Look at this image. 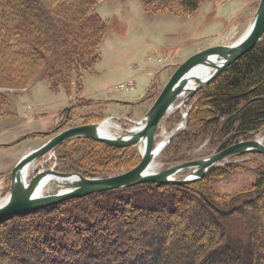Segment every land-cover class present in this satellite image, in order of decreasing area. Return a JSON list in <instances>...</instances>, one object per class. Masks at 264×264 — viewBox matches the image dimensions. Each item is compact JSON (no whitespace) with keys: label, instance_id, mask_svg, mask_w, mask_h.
<instances>
[{"label":"rangeland","instance_id":"obj_1","mask_svg":"<svg viewBox=\"0 0 264 264\" xmlns=\"http://www.w3.org/2000/svg\"><path fill=\"white\" fill-rule=\"evenodd\" d=\"M178 1L97 0L94 10L105 24L104 34L89 60L87 55L83 61L72 57L69 64L66 61L57 70L51 63L41 61L16 86L7 81L0 83V204L9 195L12 170L24 155L58 133L81 125L109 119V130L114 136L131 130L143 120L180 64L203 50L229 47L247 29L260 3L201 0L196 11L176 13ZM263 37L264 33L256 44ZM46 51L47 56H52L50 49ZM208 84L189 99H185L187 92H182L160 121L153 147L166 141L167 144L152 157L154 172L207 158L244 140L264 144V127L251 138H242L227 147L222 146L225 139L219 134L208 131L210 128L201 129L203 118L212 120L204 114L207 108L202 99ZM140 149L139 144L126 148L110 146L90 135L72 137L35 159L28 166L26 178L48 169H74L87 178L111 177L136 167ZM262 166L264 154L232 155L217 166L222 175H206L186 189L163 190L141 183L144 185L138 184L129 193L118 189L92 193L66 199L72 201L64 204L65 200L60 201L56 204L61 206L50 212H28L22 219L11 216L0 222V264H32L21 263L20 249L37 242L44 244L41 249L46 250L45 255L62 257L60 264H75L77 254L91 250L86 247L92 244L91 239L101 242L103 248L113 238L117 242L109 246L114 256L110 255L108 264H153L158 255L162 258L169 254L176 260L182 251L187 264H230L227 258H212L215 247L222 244L219 238L223 237L224 223L217 224L218 213L225 214L229 209L228 204L225 206L217 199L236 195L242 199L256 198L248 191L261 178ZM188 172L183 170L173 179H183ZM57 190L62 189L50 180L42 196H51ZM204 191L217 203L205 201ZM260 193L256 198L260 208L250 211V215L264 227V219H257L264 214V188ZM163 216L167 221L158 225L157 220ZM229 222L232 236L244 239L247 229L235 220ZM64 243L67 249L61 248ZM167 245L173 249L164 253L162 248ZM107 253L105 257L110 254ZM198 259L202 261L199 263Z\"/></svg>","mask_w":264,"mask_h":264},{"label":"trees","instance_id":"obj_2","mask_svg":"<svg viewBox=\"0 0 264 264\" xmlns=\"http://www.w3.org/2000/svg\"><path fill=\"white\" fill-rule=\"evenodd\" d=\"M96 1L50 0V2H44L41 0H0V83L7 81L16 86L21 83V80L29 77L31 68L41 61L51 63V66H56L55 69L57 70L62 63L64 65L67 61L66 63L69 64V60L72 57L83 61L82 59L87 55V59L89 60L91 57L89 55L92 51L96 50L95 46L100 42L104 34L105 26L100 16L94 10ZM200 1L180 0L177 3L179 10L176 13L194 12ZM46 48L51 50L52 56H47ZM213 81L204 88L207 90ZM202 99L205 101V107L207 108L204 114L207 118H212V120L210 121L206 118L205 120L203 118L200 121L204 123L201 129L206 130L210 128L208 131H214L219 134V137L225 139L223 141L225 144L222 143L223 147L236 143L242 138L249 139L254 133L263 128L264 37L240 58L228 65L220 73L215 84L205 94H202ZM82 101L83 103L85 102V100ZM87 105H91V103L88 102ZM122 151L119 154H122ZM218 168L213 167L209 169L204 176L215 177L222 175V170ZM261 169L259 174L261 178L253 183L251 189L248 191L250 194H256L258 197L264 188V166ZM61 172H77L85 176L80 171L74 169L61 170ZM203 179L186 184L146 183L145 185L155 188L161 187L163 190L168 189V187L186 189L201 182ZM138 186L121 188L116 191H124L126 193L128 191L129 193V190ZM206 194V191L202 192L205 201L212 203L224 202L223 205L226 206L228 204L227 207L229 208L225 211V214L218 213L219 220L216 219V222L217 224L223 222L225 227L221 226L223 237L219 238V240H221L222 244L215 247V254L212 258H217V261L228 259L230 260V264H264V227L250 215V211L260 208L257 205V196L254 199H250L249 197L242 199L236 195V197L217 199V202H214L211 196ZM69 201L72 200H65L62 203L64 204ZM60 206L56 204L28 214H37L40 211L41 213H44L43 211L50 212ZM28 214L18 215L16 219L26 218ZM237 216H240V218ZM165 217L163 216L159 218L161 220H157V222L159 221L158 225L167 221ZM257 219H261L263 222L264 214H260ZM233 220L239 222L244 229H247L245 233L246 237H243L244 239L233 237L229 231L230 229L227 227V224ZM108 241V246L101 248V242L99 243V241L91 239L92 244L86 245L88 250H91H89L88 254H82V252L81 254H77L75 264H108L110 255H113L109 246H114L117 240L113 238ZM42 245L44 244L39 243L38 245L37 242L36 245L35 243L26 244V248L23 246L20 249L21 263L29 261L32 264H41V261L46 262L48 260L49 264H60V257L56 254L45 255L47 252H45L46 250H42ZM60 245L62 249L68 248L66 243ZM172 247L170 248L167 245V247L164 246L162 249L164 253H167L169 249H173ZM106 250H109L108 253L110 254L104 252ZM59 252L61 253V251ZM106 253L108 254L107 257L104 256ZM194 253L197 255V252ZM181 255L176 260L171 259L170 254L162 258L158 255L153 264H187L188 259L185 258V252L182 251ZM210 256L212 255H209L208 259H210ZM189 257H191L189 258L191 260V254H189ZM102 258H105V260ZM198 260L199 263L202 261V259ZM70 264L73 263L71 262Z\"/></svg>","mask_w":264,"mask_h":264},{"label":"water","instance_id":"obj_3","mask_svg":"<svg viewBox=\"0 0 264 264\" xmlns=\"http://www.w3.org/2000/svg\"><path fill=\"white\" fill-rule=\"evenodd\" d=\"M263 33L264 0H260L246 36L235 46L209 48L185 60L165 83L154 104L148 110L143 120H141V122H144V126L136 132L133 133L130 130H126L117 138H106L95 134L93 135L91 133L93 124H86L66 129L55 135L44 147L30 154L22 163L13 169L7 201L0 205V222L14 215L25 214L66 199L83 197L92 193L121 189L141 183L186 184L203 178L209 169L219 166L223 160L232 155H241L244 153L264 154V144L257 140H244L204 159L177 164L164 171L149 174L144 173L153 157V139L156 128L181 93L187 92L185 99L191 98L200 88L212 81L228 65L250 50L260 40ZM199 65L212 67L214 71L203 81L193 76H186L187 73ZM192 80L195 81L196 86L193 89L187 90L186 84ZM86 135L92 136L99 142L121 148L135 146V144L143 140L144 150L140 153V162L129 171L107 178H87L79 173H64L55 171L54 169L41 170L29 179L26 185H23L20 173L27 162L34 161L41 154L57 147L64 140ZM183 170H189L183 179L175 180L172 178L173 175ZM46 175L59 177L61 182L57 183V185L61 189L67 190L64 192L57 190L51 196H32L36 185Z\"/></svg>","mask_w":264,"mask_h":264},{"label":"bare ground","instance_id":"obj_4","mask_svg":"<svg viewBox=\"0 0 264 264\" xmlns=\"http://www.w3.org/2000/svg\"><path fill=\"white\" fill-rule=\"evenodd\" d=\"M252 22V21H251ZM251 22L249 23L247 29L242 33V35H240V37L235 40L229 47L235 46L236 44H238L247 34L249 27L251 25ZM181 65V64H180ZM214 69L212 67L209 66H204V65H199L196 66L195 68H193L189 73H187L186 76H193L195 78H198V80H205L207 77H209L212 73H213ZM196 86V83L194 80H192L190 83L186 84L187 90L193 89ZM173 106V105H172ZM171 106V107H172ZM171 109V108H170ZM169 109V110H170ZM168 110V111H169ZM167 111V112H168ZM167 114V113H166ZM165 114V115H166ZM164 115V116H165ZM163 116V117H164ZM162 120V119H161ZM109 119H107L106 121L99 123V124H93L92 127V134L97 135V136H102V137H106V138H117L120 135L114 136V133H111L109 130V126L108 124ZM139 124L136 123V125L130 130L131 132H136L137 130H139L140 128H142L144 126V122H138ZM160 123V122H159ZM159 125V124H158ZM116 126V125H115ZM161 143V142H160ZM47 144V143H46ZM141 146L140 149V153L144 150V141H140L139 143H137ZM167 144V141L162 144L157 145V147H155V149L153 150V156L156 155L157 153H159L161 151V149ZM136 145V144H135ZM45 145L43 144L42 146H40L38 149L33 150L29 153H27L26 155H24L16 164L19 165L20 163H22L30 154H32L35 151H38L40 148L44 147ZM44 154V153H43ZM43 154L40 155V157L43 156ZM35 161V160H34ZM32 162H27L25 164V166L21 169V173H20V178H21V182L23 183V185H26L28 183V180L26 178L27 173H28V166L33 163ZM152 162V161H151ZM150 162L148 168L144 171L145 174H149V173H153L154 171V165ZM15 166V167H16ZM13 171V170H12ZM153 171V172H152ZM181 172V171H180ZM179 173V172H178ZM177 173V174H178ZM177 174L173 175L172 178H174ZM191 177V176H188ZM54 181L55 183H60L61 179L59 177H55L53 175H46L45 177H43L38 184L36 185L34 192L32 194V196L34 197H42V192H43V188L47 185L48 181ZM67 190V189H66ZM64 189L60 190L59 192H64L66 191ZM8 198V197H7ZM7 198L5 199V201L3 203H5L7 201ZM2 203V204H3ZM0 204V205H2Z\"/></svg>","mask_w":264,"mask_h":264},{"label":"crops","instance_id":"obj_5","mask_svg":"<svg viewBox=\"0 0 264 264\" xmlns=\"http://www.w3.org/2000/svg\"><path fill=\"white\" fill-rule=\"evenodd\" d=\"M19 151V150H18Z\"/></svg>","mask_w":264,"mask_h":264}]
</instances>
